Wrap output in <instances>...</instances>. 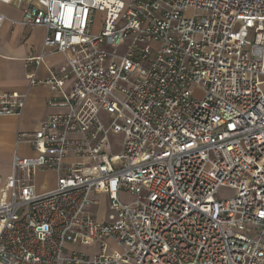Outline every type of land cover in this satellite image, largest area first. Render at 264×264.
<instances>
[{"label":"built area","instance_id":"1","mask_svg":"<svg viewBox=\"0 0 264 264\" xmlns=\"http://www.w3.org/2000/svg\"><path fill=\"white\" fill-rule=\"evenodd\" d=\"M16 3L21 24L45 29L27 62L65 57L29 86L74 82L52 104L65 113L18 136L33 155L0 178V264H264V0ZM24 105L0 90V116Z\"/></svg>","mask_w":264,"mask_h":264},{"label":"crops","instance_id":"2","mask_svg":"<svg viewBox=\"0 0 264 264\" xmlns=\"http://www.w3.org/2000/svg\"><path fill=\"white\" fill-rule=\"evenodd\" d=\"M0 13L5 17L0 27V90L25 95V105L19 117L0 116V178L4 180L11 175L15 155H33L31 147L18 144V136L32 135L49 115L66 112L65 108L52 104L61 100V93L70 92L74 79L70 76L65 80L60 91H52L47 86L30 87L29 75L44 80L50 74H58L65 63V57L62 54L45 52L42 64L38 67L27 62L29 58L42 54L45 29L21 24L22 10L16 0L0 2ZM37 175L49 180L46 185H36L38 192L54 187V173Z\"/></svg>","mask_w":264,"mask_h":264},{"label":"rangeland","instance_id":"3","mask_svg":"<svg viewBox=\"0 0 264 264\" xmlns=\"http://www.w3.org/2000/svg\"><path fill=\"white\" fill-rule=\"evenodd\" d=\"M125 1H127V0H125ZM185 16H190V13L189 12L186 13ZM102 18H103L102 14H96V17L94 20V25H93V30H92L94 33H96L98 28L100 27L101 22H102ZM107 49H108V51H112V52L121 51L117 48H112V47H108ZM263 89H264V87H263ZM101 116L104 118V115H101ZM121 141H122V136H120V135H114L111 137V144H112V148H113L112 152L114 154L119 153V145H120ZM48 182H49V180L46 177H40L39 175H37L35 177L36 185H46ZM234 194H235V192L230 190V189L221 188V189H219L218 194L216 195V199H218V200L228 199V198L233 197ZM120 200L124 203H131V202H133L134 199L121 194ZM90 212L92 214H94L96 221H99V222L104 221L106 214H107V199H106V197L100 196L98 198L97 207L91 209ZM72 249L75 251L78 250V251L87 252V253H88V251H94L93 248H90V250L87 248H72ZM112 249L115 252L118 251L117 248L112 247Z\"/></svg>","mask_w":264,"mask_h":264}]
</instances>
